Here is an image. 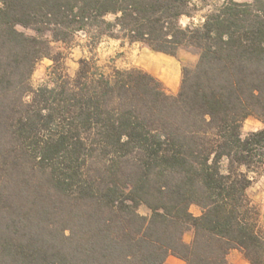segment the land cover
<instances>
[{
    "label": "trees",
    "instance_id": "trees-1",
    "mask_svg": "<svg viewBox=\"0 0 264 264\" xmlns=\"http://www.w3.org/2000/svg\"><path fill=\"white\" fill-rule=\"evenodd\" d=\"M78 35L74 74L33 88ZM106 37L198 59L168 94L101 64ZM248 116L263 126L242 136ZM263 174L264 0H0V264H230L234 248L264 264L247 193Z\"/></svg>",
    "mask_w": 264,
    "mask_h": 264
},
{
    "label": "rangeland",
    "instance_id": "rangeland-1",
    "mask_svg": "<svg viewBox=\"0 0 264 264\" xmlns=\"http://www.w3.org/2000/svg\"><path fill=\"white\" fill-rule=\"evenodd\" d=\"M244 1V0H238ZM202 10L201 12H204ZM191 19L187 16L180 18L182 25L187 24ZM193 21L197 22L198 17ZM17 28L27 34H34L29 27L18 25ZM85 38L78 35L75 41L69 44L62 42H52L54 53H60L58 63L52 59L44 57L40 59L32 72L30 83L33 88H38L44 84L52 85L59 72H66L73 75L78 66V60L81 57L88 56L89 52L83 44ZM94 53L101 64L107 66H117L120 68L139 67L154 75L162 84L168 94H175L179 88L181 72L183 67H192L198 59V49L191 45H181L176 52L166 54L154 51L139 43L121 45L120 40L113 38H103L96 47ZM263 126V123L254 116H248L243 119L240 127V133L245 136L247 133L257 130ZM247 193L253 203L259 210V222L264 230V174L255 175L252 185L248 188ZM138 212L148 215L150 209L141 204L137 208ZM190 211L198 215L201 209L196 204L190 205ZM192 236V231L187 230L183 238L188 239Z\"/></svg>",
    "mask_w": 264,
    "mask_h": 264
},
{
    "label": "crops",
    "instance_id": "crops-1",
    "mask_svg": "<svg viewBox=\"0 0 264 264\" xmlns=\"http://www.w3.org/2000/svg\"><path fill=\"white\" fill-rule=\"evenodd\" d=\"M184 239L186 242L190 240ZM227 259L230 264H250V262L244 257L242 252L236 248L231 249L227 255ZM163 264H185L184 260L174 255H168Z\"/></svg>",
    "mask_w": 264,
    "mask_h": 264
}]
</instances>
